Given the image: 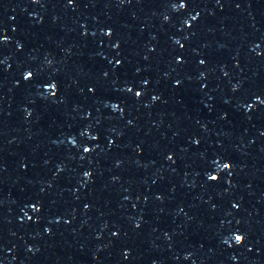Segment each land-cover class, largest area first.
Here are the masks:
<instances>
[{
	"label": "clouds",
	"instance_id": "1",
	"mask_svg": "<svg viewBox=\"0 0 264 264\" xmlns=\"http://www.w3.org/2000/svg\"><path fill=\"white\" fill-rule=\"evenodd\" d=\"M139 95H140V93H139ZM85 151H86V149H85ZM227 165H228V164H227ZM227 168H228V167H227ZM211 179H212V180H215V179H217V177H216V176H212ZM242 240H243V237H242L241 235H236V240H235L236 243H237V241H239V243H241ZM239 243H237V244H239Z\"/></svg>",
	"mask_w": 264,
	"mask_h": 264
},
{
	"label": "snow or ice",
	"instance_id": "2",
	"mask_svg": "<svg viewBox=\"0 0 264 264\" xmlns=\"http://www.w3.org/2000/svg\"><path fill=\"white\" fill-rule=\"evenodd\" d=\"M29 76H31V74H29Z\"/></svg>",
	"mask_w": 264,
	"mask_h": 264
}]
</instances>
